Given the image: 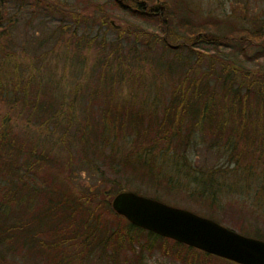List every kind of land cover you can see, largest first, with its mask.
I'll use <instances>...</instances> for the list:
<instances>
[{"label": "trees", "instance_id": "16d2710c", "mask_svg": "<svg viewBox=\"0 0 264 264\" xmlns=\"http://www.w3.org/2000/svg\"><path fill=\"white\" fill-rule=\"evenodd\" d=\"M106 1L152 26L114 28ZM13 2L58 23L36 65L18 62L0 42V264H90L95 252L104 264H146L151 247L184 264H237L131 224L109 201L138 193L129 187L135 180L155 190L187 187L210 209L234 190L253 189L264 201V69L238 66L216 50L229 44L243 58L256 46L252 59L264 58V19L253 27L198 20L189 0H104L94 4L97 16L63 0H0V36ZM95 23L113 28L114 38L105 29L77 31ZM153 79L168 86L161 104L138 96ZM199 144L225 162L192 165ZM93 160L114 172V186L76 182ZM238 231L264 240L258 229Z\"/></svg>", "mask_w": 264, "mask_h": 264}, {"label": "rangeland", "instance_id": "374dc122", "mask_svg": "<svg viewBox=\"0 0 264 264\" xmlns=\"http://www.w3.org/2000/svg\"><path fill=\"white\" fill-rule=\"evenodd\" d=\"M63 1L68 4L69 9L72 11H80L88 15L97 16L98 12L94 4L96 2H103L104 0ZM189 2L190 6L197 11L198 17H195L198 20L200 18L216 17L234 26L253 27L257 24L258 19H264V0H189ZM104 9L110 14L108 20H111L113 25H118V28H131L132 25L148 28L152 26V24L146 21L126 15L107 1ZM65 22H68V19ZM57 23L58 17L35 8L29 3L18 5L17 2H13L7 5L6 13L2 18L1 25L4 28L3 30L7 32V35L0 36V42L3 44L4 50L14 52L15 59L18 62L28 63L29 60H32V63L36 65L41 53L48 50L52 45L54 37L57 35L56 33L52 34V29ZM104 29V26L98 27L97 23H95L91 25L86 24L85 26L79 25L77 31H84L89 35L97 34V36H100ZM113 30V28L105 29L104 36L106 39L110 40L114 38L115 33ZM201 46L203 50L208 52L214 50L208 44ZM258 49L259 47L256 46L251 47L246 51L247 56L243 58H239L234 48L229 44H221L216 50H219L218 52L221 57L234 60L238 66L240 65L248 69H264L263 57L252 59V52L258 51ZM52 76L55 77V74ZM167 87L165 81L153 79L152 84L146 91L142 92L138 90V96L142 97L145 104L155 98L161 104L166 98ZM191 152L194 156H192L190 162L199 168L207 169L225 162L224 157L219 152L213 149L208 150L202 144L193 147ZM96 163L97 167H94ZM92 165L91 171L88 168V170L83 169L76 174L75 180L80 186L84 187L96 184L103 185L106 189L114 186L113 182L111 183V180L114 178L112 170L106 168L105 164L100 165L97 160H93ZM121 183L124 184L123 181ZM183 183L185 184L186 182L184 181ZM253 183V180H248L250 186H253ZM129 187L138 189V193L142 196L153 198L157 195L156 200L165 204L184 208L210 219L212 217L216 221H219V224L238 233V229L242 227L251 230L258 229L264 235V201L259 200V196L253 195V189L247 191L249 194H237V192H234L236 190L220 194L222 196L220 203L215 208L210 209L202 199H199L200 197H191L190 194L192 192L187 187L166 189L165 187L158 186L155 190L154 187L136 180L134 183L129 184ZM232 188L238 187L235 185ZM155 241L160 242L158 240ZM9 255L6 256L8 260L20 262V259L15 254L10 253ZM97 259L98 254L95 252L91 256L90 264H104L101 260L102 257H100V260ZM144 262L146 264H184L172 256H163L155 247H151L148 253L144 252ZM210 264L225 263L213 259Z\"/></svg>", "mask_w": 264, "mask_h": 264}, {"label": "water", "instance_id": "95a60500", "mask_svg": "<svg viewBox=\"0 0 264 264\" xmlns=\"http://www.w3.org/2000/svg\"><path fill=\"white\" fill-rule=\"evenodd\" d=\"M109 23L113 25L111 20ZM109 205L131 224L162 237L237 264H264V240L240 234L184 208L132 191L116 193Z\"/></svg>", "mask_w": 264, "mask_h": 264}]
</instances>
